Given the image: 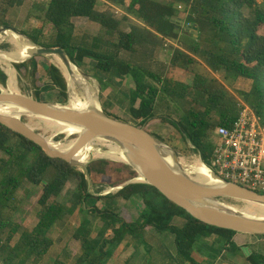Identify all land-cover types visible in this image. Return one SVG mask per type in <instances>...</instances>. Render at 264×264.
Segmentation results:
<instances>
[{"label": "trees", "instance_id": "trees-1", "mask_svg": "<svg viewBox=\"0 0 264 264\" xmlns=\"http://www.w3.org/2000/svg\"><path fill=\"white\" fill-rule=\"evenodd\" d=\"M22 3V0H7L6 11ZM111 3L122 8L127 6L125 15L128 16L117 18ZM100 4L110 9L100 10ZM245 8L253 10L254 16H246ZM34 10L54 27L56 34L53 43L45 44L39 37L28 34L32 40L43 47L64 48L71 61L80 68L87 61L94 62L96 72L108 79H132L131 124L146 130L156 119L171 124L210 168L215 130L219 126H231L241 111V99L213 74L223 73L252 81V91L241 93L242 101L253 107L264 123V0L262 4L259 0H39ZM182 14H186L185 18L181 17ZM129 15L138 22L130 24L129 31H123L120 27L129 21ZM75 18H86L99 24L108 34L117 33V42L111 44L116 52L100 51L77 43ZM183 19L189 23L188 29L196 30L194 37L197 40L195 43H180L179 47L169 46L172 53L169 67L191 75L192 85L181 82L172 73L159 75L147 64V59L151 63L157 61L155 52L168 41L180 42ZM8 24L0 21V27ZM139 49L146 54L142 63L125 61L118 56L124 51L138 54ZM38 58L41 57L17 65V68L30 72L36 81L46 79L42 87H36V99L42 101V93L57 92V101L66 103L68 83L62 71L56 64L49 63L45 78L37 79L41 65ZM55 63L60 66L57 61ZM202 65L208 72H199ZM99 79L105 89L103 80ZM0 83L8 86V76L1 69ZM164 97L190 105L179 121L158 113L159 102ZM107 115L121 120L112 114ZM14 138L17 141L14 142ZM2 154L7 158H2ZM88 173L94 186L116 188L139 176L131 166L112 160L93 162ZM74 176L79 181L78 187L70 200L71 205H64L58 199ZM24 181L43 187L38 201V223L32 230L14 223L8 216ZM133 197H140L143 203L138 220L127 219L121 213L120 201H129ZM92 199L104 202L106 207L99 209L96 201L89 206ZM77 211L93 215L102 226L94 235L96 223L88 218L83 220L73 238L81 246V253L73 264H108L128 237L141 242L143 233L149 228L160 233L169 232L175 238L177 257L173 264H200L195 258V247L203 239L213 237L225 240V250L242 254V246H238L236 238L244 234L200 222L151 185L130 184L117 194L95 197L89 190L85 173L62 159L49 157L41 147L0 124V261L4 264L41 263L53 249V229ZM176 218L184 219L185 226H176ZM19 234L18 241L11 244ZM247 261L264 264V254L254 251ZM54 264L71 263L67 259H57Z\"/></svg>", "mask_w": 264, "mask_h": 264}, {"label": "rangeland", "instance_id": "rangeland-1", "mask_svg": "<svg viewBox=\"0 0 264 264\" xmlns=\"http://www.w3.org/2000/svg\"><path fill=\"white\" fill-rule=\"evenodd\" d=\"M22 1L23 3L21 6H15L10 11L8 10L9 11L8 12L6 11L7 0H0L1 23L3 22L9 23L8 25L17 28L25 36H28V34L35 35L39 37L40 41L44 42L45 44L53 43L56 34L54 27L50 23L45 21L43 15L40 12L34 10L35 4L39 2V0H22ZM158 1L169 2V0H158ZM262 3L263 0H259V4ZM112 5L124 12V14H116L114 10V14L116 15L117 18L121 19L124 16H128L125 15L127 13V6L122 8L115 4ZM99 9L108 11L110 8L109 7L104 8L100 4ZM243 12L246 16L249 17L254 16V11L250 10L249 8H245ZM185 15L182 14L181 17L185 18L184 17ZM129 17H130L129 21L124 22L120 27L121 30L129 31L130 24L132 23L137 24L138 21L135 18H133L130 15ZM73 22L76 26L75 39L77 43L79 44L81 43L83 46L87 48L96 47L100 51L116 52L114 46H112L111 44L112 42H117L118 39L117 33L108 34L107 31L103 29L99 24H94L86 18H75ZM182 23H183V30L180 32V42L170 41L171 44H166L165 46L159 47L154 54V57L155 59H157V61L151 63V60L147 59V64L149 67H151L154 71H156L159 75L162 76H165L168 73H172L173 75L175 74V78L179 80L186 79L188 76L186 83L192 85L193 77L191 75H185L183 72L179 70L177 71L170 70L169 67L172 57L169 46L179 47L180 43H195L197 40V38L194 37V35L196 34L195 33L196 30L188 29L186 26L189 23H187L185 20L182 21ZM8 34H10V32L3 33L2 35H0V37L3 36L4 39V40L0 39V50L6 54L12 53L17 49L10 39L11 36H9ZM20 37H22L25 43L28 44L30 43V41L27 40L25 37L23 36ZM145 55L146 54L142 49L138 50V54H132L125 51L118 53V56L121 59L136 64L140 63L142 59L145 57ZM55 58L56 56L38 58L41 65L39 68L37 79L39 78L41 80L43 77L45 78L47 64L49 63L56 64L59 67V69H61V67L57 63H55L56 61V60L54 61ZM30 60L31 59L25 62H13L12 65L16 70V79L18 81V86L20 88L21 93L23 95L33 97L36 99L35 89L36 87H42L44 80L46 81V79H44L43 81H39V80L36 81V79H34V77L30 72H27L24 69L17 68L18 64H22L26 62L28 63ZM95 66L96 64L94 62L87 61L83 66V68H81V70L91 77V79H89L91 81V84L97 88V92H98L97 97H98L100 109H102L104 113L112 114L126 123H130V124L133 123L132 122L133 118L129 110L130 93L134 87V83L132 79L127 78L125 79V81L117 80L114 77L108 79L97 73L95 70ZM6 68L7 67L5 66V64L0 62V69L2 71H6ZM199 72L204 73L208 71L202 65V67L199 66ZM212 76L223 82L230 89L232 94L238 97L239 99H241V101L243 98L241 96V93L243 92L250 93L252 91L253 82L250 80L239 78L233 75L228 76L223 73L213 74ZM99 78L103 80L105 89L102 87ZM10 83H11L10 78L8 77V86L2 85L0 83V89L4 88L5 90H8L9 89L8 87H10ZM76 93L80 95L81 92L79 88H77ZM40 98L44 102H48L52 104H60V105H67L70 100L68 95V100L66 103L58 102L57 92L42 93ZM189 107L190 105L184 102H180V100L178 103H176L171 98L164 97V99L160 100L157 109H158V113L161 114L162 116L170 115L173 118H175L177 121H179L180 117L185 114L186 110H188ZM23 120L26 123L30 124L32 127H34L38 133L43 134L45 136H51V133L46 131L45 123L40 121L39 118H31L24 116ZM148 128L150 129L151 133L155 137H157L163 145L167 146L168 148L176 152L179 158H183L189 162L197 158L202 160L200 154L195 153V151H193L194 150L193 146L190 143L185 142L182 135L171 124L163 121L161 122L156 119L148 126ZM62 132L64 134H60L54 137L55 142H61L66 144L73 140L75 141L78 138V135H72L69 138H66L65 134H67V131L62 130ZM13 141L15 142L17 141V139L14 138ZM102 155L110 156L111 158H118V157L124 158L123 154L120 153L118 154L117 152L111 150H104ZM1 157L7 158L5 154H2ZM93 160H91V162L88 163L87 169L90 166V164H92L93 162L99 160H106V159H97L94 161ZM107 161H111V160H107ZM76 169L86 174V170H79V168L77 167ZM86 179L88 182L92 181L89 173ZM78 182L79 181L75 176L72 177L67 183V185L64 187L58 201L64 205H68V206L71 205L70 200L78 187ZM115 189L116 187L109 185L94 186L92 184L90 191L93 195H95V197H98V196H106L107 193L117 194ZM259 192L261 193V191ZM42 193H43L42 186H34L28 183L27 181H24L22 186L17 192L16 200L15 201L13 200L12 202L13 208L8 211L9 212L8 216L10 217V219L14 223L21 224L24 228H28L32 230L38 223V213L40 212V206L38 204V201L41 198ZM95 201L97 202V207L99 209L102 210L106 207V204L104 202L102 201L98 202L96 199L94 200L92 199L89 206L94 205ZM220 202L225 206L235 208L239 211L242 210L254 211V208L251 207L248 203L238 202L230 199H222ZM122 206H123V211H121V213L124 214V216L127 219L129 218L136 220L140 216L143 210V203L140 197H137L136 199L130 201H122ZM87 218L96 223V227L94 229V235H95L98 229L102 226V222L99 219L95 220V217L93 215H88L87 212L77 211L74 215L72 214L69 215L58 226V228L55 227L51 232V238L54 239L53 249L48 255V257L39 264H54V262L57 259H62V260L67 259L69 263L73 264L76 261V258L81 253L80 243L73 239L74 234L77 228L83 222V220ZM176 221L178 222L179 225L180 224L183 225L186 223L184 219H180V218H178ZM19 236L20 234L13 239L11 244L14 245L18 241ZM167 242L169 248L170 246L169 237L167 238ZM152 256H154L153 253ZM146 264H155V263H152L149 260Z\"/></svg>", "mask_w": 264, "mask_h": 264}, {"label": "water", "instance_id": "water-1", "mask_svg": "<svg viewBox=\"0 0 264 264\" xmlns=\"http://www.w3.org/2000/svg\"><path fill=\"white\" fill-rule=\"evenodd\" d=\"M7 32L25 37L34 46L31 56L19 62L35 57L56 56L64 61L68 69L71 64L76 66L62 47H43L11 25L0 27V35ZM76 68L83 77L91 79L80 67L76 66ZM6 75L8 76L7 73ZM67 83L70 98V84L68 81ZM0 108H10L14 111V113L0 111V124L41 147L49 157L62 159L75 168L77 153L95 140L106 139L118 145L126 159L124 163L137 171L139 176L116 188L117 193L130 184L151 185L169 201L177 204L204 224L241 234L264 236V212L259 216L247 215L220 202L222 199H230L264 207V194L223 180L203 160H201L203 164L218 182L204 184L194 180L183 168H176L167 160L163 150L168 147L146 128L110 117L100 109V105L99 108L96 106L89 109H72L67 105L40 101L22 93L7 92L3 88L0 89ZM22 115L49 119L72 128H80L83 132L66 135V138L72 135H78V138L70 150L61 151L51 147L45 135L38 133L34 127L26 123ZM168 149L173 152L174 162L177 163L178 154ZM85 170L87 177V166ZM141 176L143 180H139ZM92 184V181L88 182L89 190Z\"/></svg>", "mask_w": 264, "mask_h": 264}, {"label": "bare ground", "instance_id": "bare-ground-1", "mask_svg": "<svg viewBox=\"0 0 264 264\" xmlns=\"http://www.w3.org/2000/svg\"><path fill=\"white\" fill-rule=\"evenodd\" d=\"M8 35L11 36L10 39L17 49L16 51L9 54H6L0 50V62L5 64V66L7 67L6 73L8 74V77L10 78V82H11L10 87H8L9 89L6 91L13 93H21L20 88L18 86V81L16 79V70L14 69L12 63L24 61L28 59L31 56V54L34 52V46L30 43L29 44L25 43L22 37L16 34L10 33ZM0 39H3V36H1ZM54 60H56L60 64L61 66L60 70L62 71L63 75L70 84V100L67 106L72 109H89L92 107L99 106L97 91L94 89L92 84L87 80V78L83 77L80 74L76 66L71 64L70 68L68 69V67L60 57H56ZM77 88L80 89L81 92L80 95L76 93ZM0 111L14 113V111L11 110L10 108H0ZM39 119L40 121L45 123L46 131L51 133V136H45L50 146L61 151L70 150L76 143V140L75 141L73 140L66 144L61 142H55L54 137L60 135L61 134L60 131L62 130L67 131V135L69 133L80 134L83 132V130L80 128H72L45 118H39ZM104 150H111L117 152L118 154L119 153L123 154V152L121 151L118 145L106 139L100 138L98 140H95L91 144L87 145L84 149H82L80 152L77 153V155L75 156L76 167L79 168V170H85L88 163L91 160L97 158H107L109 160L117 161L121 163L126 162L125 157L111 158L110 156H103L102 153ZM163 151L166 154L165 156L167 160L171 164H173L174 167L179 169L183 168V170L194 180L204 184H212L218 182L215 176L207 169V167L203 164V162L200 159L197 158L189 162L183 158H179L178 162L176 163L174 162L172 151H170L168 148H164ZM139 180H143L142 176ZM249 205L254 208V211L242 210V212H244L247 215L259 216L262 212H264L263 206H259L255 204H249Z\"/></svg>", "mask_w": 264, "mask_h": 264}, {"label": "built area", "instance_id": "built-area-1", "mask_svg": "<svg viewBox=\"0 0 264 264\" xmlns=\"http://www.w3.org/2000/svg\"><path fill=\"white\" fill-rule=\"evenodd\" d=\"M110 5L116 14H124ZM213 141L214 173L225 181L264 193V123L254 108L241 101L237 120L231 126H219Z\"/></svg>", "mask_w": 264, "mask_h": 264}, {"label": "crops", "instance_id": "crops-1", "mask_svg": "<svg viewBox=\"0 0 264 264\" xmlns=\"http://www.w3.org/2000/svg\"><path fill=\"white\" fill-rule=\"evenodd\" d=\"M180 81L186 83V79H180ZM148 131L151 133L149 128ZM136 198L133 197L131 200ZM122 201H120L121 208H123ZM177 219L174 220V224L184 227L185 224L179 225ZM143 237L141 242L133 241L128 237L115 251V256L108 264H146L149 260L155 264H173L175 262L177 257L175 238L169 232L160 233L149 228L143 233ZM168 237L170 238V249L168 248ZM236 242L238 246H242V254L235 250H225V240L218 237L203 239L195 247V258L200 264H250L247 258L254 251L264 254V237L244 234L237 236Z\"/></svg>", "mask_w": 264, "mask_h": 264}]
</instances>
